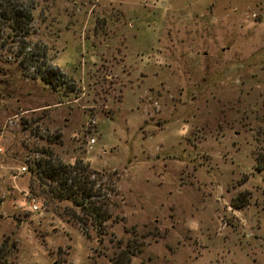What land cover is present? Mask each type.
Instances as JSON below:
<instances>
[{
    "label": "rangeland",
    "instance_id": "obj_1",
    "mask_svg": "<svg viewBox=\"0 0 264 264\" xmlns=\"http://www.w3.org/2000/svg\"><path fill=\"white\" fill-rule=\"evenodd\" d=\"M26 1L73 88L22 75L0 26L9 264H264V0ZM47 151L93 172L100 233L26 167Z\"/></svg>",
    "mask_w": 264,
    "mask_h": 264
},
{
    "label": "trees",
    "instance_id": "obj_2",
    "mask_svg": "<svg viewBox=\"0 0 264 264\" xmlns=\"http://www.w3.org/2000/svg\"><path fill=\"white\" fill-rule=\"evenodd\" d=\"M30 8L32 3L26 0H0V26L5 28L2 40L9 39L16 43L19 58L17 60L21 73L29 78L37 77L51 88L62 86L70 91L73 85L63 77L55 66L44 62V50L36 44L28 47L25 36L29 29ZM31 66V70L28 67ZM24 70V72H23ZM29 71V72H28ZM46 157H37L31 163H26L28 170L34 171L37 179H48L50 184L45 187L48 193L57 199H66L77 207L91 221L97 233L101 231L102 221L107 217L106 202L103 195L93 187L92 171L80 160L73 164H65L51 158L47 151ZM256 169L264 167V153L255 159ZM13 246V240L4 237L0 240V264H9L7 255ZM127 257L123 251L112 259V264H124Z\"/></svg>",
    "mask_w": 264,
    "mask_h": 264
},
{
    "label": "built area",
    "instance_id": "obj_3",
    "mask_svg": "<svg viewBox=\"0 0 264 264\" xmlns=\"http://www.w3.org/2000/svg\"><path fill=\"white\" fill-rule=\"evenodd\" d=\"M89 142H92V139H89ZM24 170V166H20V168H19V172H21V171H23Z\"/></svg>",
    "mask_w": 264,
    "mask_h": 264
}]
</instances>
